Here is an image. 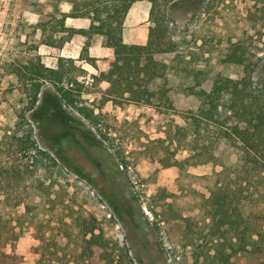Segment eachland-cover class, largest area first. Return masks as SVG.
I'll return each mask as SVG.
<instances>
[{
  "label": "rangeland",
  "instance_id": "1",
  "mask_svg": "<svg viewBox=\"0 0 264 264\" xmlns=\"http://www.w3.org/2000/svg\"><path fill=\"white\" fill-rule=\"evenodd\" d=\"M254 6L260 8L261 3L177 0L169 8L181 51L180 57L169 63L166 84L173 88L170 95L175 104L189 108L197 105L175 90L176 86L189 84L187 75L195 69L206 66L212 79L218 74L231 79L243 77L240 66L222 62L227 47L242 37L251 38L249 50L254 57H261L259 71L264 70V22L251 16L258 13ZM149 8L148 2L140 1L128 11L123 29L125 43L134 40L138 25L147 22L149 27ZM56 9L63 11L66 6L58 0H0V164L6 170L21 171L11 186L4 185L7 187L0 194V218L2 224L6 223L4 233L23 254L20 264H34L31 251L39 244L35 235L42 232V228L35 229L38 222L48 231L49 243H62L65 235L72 240L80 233L76 219L82 218H94L104 239L118 244L122 251L117 256H123L124 264H214L205 253L212 243L199 239L206 234L208 225L202 202L215 188L221 167L212 163L182 168L162 165L169 157L180 162L190 154L184 150L177 130L185 126L179 113H163L153 106L119 100L103 104L100 94L85 93L84 104L103 113L105 129L128 163L124 168L87 121L64 106L52 87L45 84L34 109L25 116L37 145L55 158L63 169V178L49 191L47 186L54 181L53 176L49 178L44 172L29 176L25 172L24 158L15 154L6 139L17 132L19 114L27 107L15 69L34 60L54 67L55 59L42 44L36 25L57 16ZM93 44L100 48L102 38L96 37ZM65 50L66 55L78 59L75 47L68 45ZM75 64L87 67L77 60ZM86 73L84 79L91 83L94 72ZM160 84L154 82L150 88L157 90ZM214 145L211 149L221 162H235V153L227 141ZM32 200L37 205L35 220L24 211L26 205L34 204ZM6 250L10 251V245ZM69 260L68 264H72ZM263 261L257 257L234 260L236 264H264Z\"/></svg>",
  "mask_w": 264,
  "mask_h": 264
},
{
  "label": "trees",
  "instance_id": "2",
  "mask_svg": "<svg viewBox=\"0 0 264 264\" xmlns=\"http://www.w3.org/2000/svg\"><path fill=\"white\" fill-rule=\"evenodd\" d=\"M140 1L150 4L147 41L145 45L126 44L122 37L123 24L132 5ZM176 1L58 0L69 9L66 12L56 9L57 16L36 25L42 44L56 58L55 67H46L39 60H34L15 69L27 107L19 114L17 132L7 135L6 139L15 154L24 158L25 172L29 176L44 172L49 178L54 177L47 186L50 191L57 180L63 178V169L48 151L37 145L25 116L34 109L45 84L52 87L64 106L87 121L112 151L118 165L124 168L128 163L115 145L114 138L108 135L103 113L100 109L95 111L86 106L83 95L91 92L100 94L103 104L119 100L153 106L163 113H179L185 126L177 130L184 150L190 154L180 162L169 157L162 165L182 168L212 163L221 167L215 188L202 202L208 225L206 234L199 241L207 239L212 243V247L205 251L207 258L214 264H236L234 260L239 257L264 260V70L259 71L262 59L254 57L249 50L251 38L238 39L227 47L222 62L240 66L244 76L231 79L218 74L212 79L211 72L204 65L187 75L190 77L188 85L175 87L178 94L193 99L197 105L189 108L175 104L170 95L173 88L166 84L169 63L181 54L176 39L178 34L169 13V8ZM254 2L255 5L261 3V6H254L258 13L251 16L264 22V0ZM68 18L87 19L89 26L79 29L67 27L65 22ZM95 36L103 38L104 46L110 50L109 56H89L88 49ZM65 43L80 47V60L94 70L91 83H86L84 69L75 65L74 60L60 55ZM207 62L204 61L205 64ZM157 81L161 82L159 88L152 90L151 84ZM221 140L227 141L233 149L234 163L226 165L214 155L211 148ZM20 176L18 169L6 170L0 164V194ZM49 191L47 195H50ZM49 202L51 208L53 201ZM24 208L25 213L32 214L31 219L35 220L37 205L34 203ZM5 224L0 218V264H20L23 254L15 249L8 233H4ZM76 224L80 232L76 240H71L67 234L64 242L49 243L48 231H44L43 224L38 222L35 229L42 228V232L35 235L39 244L31 251L34 264H68L69 258L72 264H124L123 256H117L122 250L116 242L104 239L94 218L76 219ZM8 245L9 252L6 250ZM49 246L54 250L50 251Z\"/></svg>",
  "mask_w": 264,
  "mask_h": 264
},
{
  "label": "crops",
  "instance_id": "3",
  "mask_svg": "<svg viewBox=\"0 0 264 264\" xmlns=\"http://www.w3.org/2000/svg\"><path fill=\"white\" fill-rule=\"evenodd\" d=\"M137 3V2H136ZM135 4V3H134ZM133 4V5H134ZM65 6H66V9L65 10H61V12H66L68 9H69V6H67L66 4H64ZM132 5V6H133ZM131 9V8H130ZM150 9V8H149ZM148 13H149V11H148ZM148 21H149V19H148ZM70 22V23H69ZM150 24V23H149ZM65 25L67 26V27H72V28H75V29H79V28H88V26H89V21L87 20V19H70V18H68V19H66V22H65ZM124 26H125V21H124V24H123V29H124ZM150 26V25H149ZM148 29H149V27H148V24H147V22L145 23V24H140V25H138L137 27H136V31H135V34H134V40L131 42V43H126V44H136V45H145L146 44V41H147V35H148ZM96 37H100V36H95L94 38H93V40L96 38ZM122 37H123V35H122ZM100 38H102V37H100ZM93 40H92V43H91V46L89 47V49H88V53H89V56H91V57H95V58H105V57H107V56H109L110 55V50L108 49V48H106L105 46H104V44L100 47V48H98V49H96V47L94 46V44H93ZM102 40H103V38H102ZM125 43V42H124ZM73 46V47H75L76 49H77V51H76V54H77V58L78 59H76L77 61H80L81 63H85V66H87V67H82V65H79L82 69H84L86 72H91V71H93L94 72V70H93V68L88 64V63H86V62H84V61H82V60H80V47L79 46H77V45H75V44H71V43H65L63 46H62V49H61V51H60V55L62 56V57H64V58H70V59H72V60H74V63H76V60H75V56H68V55H66L65 54V49H66V46ZM47 47V46H46ZM48 48V47H47ZM49 49V48H48ZM49 51H50V49H49ZM51 55V54H50ZM52 57V56H51ZM53 59H55V64H56V58L55 57H52ZM76 65V64H75ZM54 67H55V65H54ZM51 68H53V67H51Z\"/></svg>",
  "mask_w": 264,
  "mask_h": 264
}]
</instances>
